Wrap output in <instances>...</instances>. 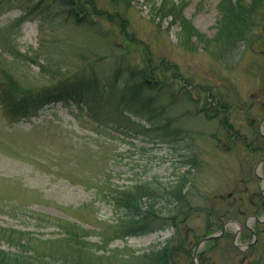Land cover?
<instances>
[{"label": "rangeland", "instance_id": "rangeland-1", "mask_svg": "<svg viewBox=\"0 0 264 264\" xmlns=\"http://www.w3.org/2000/svg\"><path fill=\"white\" fill-rule=\"evenodd\" d=\"M172 1L183 5V15L206 39L216 38L222 0ZM0 3L1 67L23 87L90 81L108 91L114 121L112 126L97 125L75 104L63 102L13 121L0 102V226L49 240L60 236L61 228L54 223L73 222L89 232L87 240L95 243L97 255L114 250L119 255L113 264H129L124 258L136 263L139 255L162 249L176 229L166 225L104 245V230L109 238L115 231L105 221L115 215L103 195L144 182L176 184L190 170L184 192L193 206L205 209L213 196L230 195L218 199L219 207L224 211L234 203L240 213L223 221L229 236L219 238L218 248L209 249L203 263L253 264L264 255V181L259 176H264V164L243 144L245 140L254 146L253 135H264V0L251 18L248 41L228 48L224 43L205 46L193 37L194 50L183 44L179 22L154 15L151 0H94L99 9L124 17L127 34L117 22L93 14L79 24L57 0ZM147 59L152 65L173 64L179 78L172 71L164 73L163 87L138 95L131 70L144 67ZM208 97L210 107L216 100L230 109L238 140L226 136L220 123L223 113L209 118L199 111ZM98 109L100 115L108 110ZM121 115L130 116L131 126ZM173 130L177 137L170 134ZM38 215L51 220H39ZM207 217L203 210L180 223L189 248L205 234ZM257 226L263 233L255 231ZM237 234L238 243L257 246L245 260L251 245L245 251L232 250ZM0 246L8 248L2 237ZM189 262L187 255L178 260Z\"/></svg>", "mask_w": 264, "mask_h": 264}, {"label": "trees", "instance_id": "trees-1", "mask_svg": "<svg viewBox=\"0 0 264 264\" xmlns=\"http://www.w3.org/2000/svg\"><path fill=\"white\" fill-rule=\"evenodd\" d=\"M57 1L66 9L69 18L74 19L79 24L84 22L90 14H93L99 18H107L110 21L117 22L122 32L127 34V21L124 17L120 14L117 15L99 9L94 0H85V2L82 0ZM114 1L130 4L132 0ZM151 1L154 15L160 18L161 21L171 18L172 22H179L183 44L186 48L194 50V44L191 41L193 37H197L199 41H205L208 44L224 43L228 48L235 45L238 40L248 41L247 32L251 27L249 26L251 18L257 9L258 3L263 0H252L249 5L242 3L233 4L231 0H222L220 4L219 33L215 39H206V36L192 25L190 20L183 15V5L180 6L172 0ZM88 4H90V7L87 9L86 5ZM130 40L135 41V38ZM135 42L140 43L138 40ZM207 43L204 45L208 46ZM137 68L131 70V73L136 77L133 89L138 95L146 90H156L163 87L166 82L164 73L172 71L179 78L175 66L166 61H162V65H152L151 61L147 59L144 67ZM190 98L193 99L194 97L190 95ZM208 99L209 97L206 98L203 107L199 111L204 112L209 118L223 113L224 115L220 120L221 127L224 128L229 139L238 140L240 136L230 121V109L218 104L216 100L213 101L215 102L212 105L214 107H210ZM0 102L11 112L13 121H19L29 116L35 117L46 105L63 102L67 106L71 103L75 104L80 110L85 111L88 117L97 125L106 124L112 126L114 122L111 96L105 89L95 88L90 81L70 80L68 82L67 80H60L41 87H23L1 65ZM99 107H106L108 110L103 115H100L99 110L101 109H98ZM121 117L127 126H131L130 116L121 115ZM177 132V130H173L170 134L177 137ZM180 137L185 138L187 136L181 135ZM253 138L254 146L249 143L246 144L245 140H243V144L251 154H259L261 158L264 157V135H253ZM194 162V160L190 161L192 164ZM189 174L190 170L180 175L176 184L163 185L157 181L155 183L144 182L134 187L111 189L104 194L102 200L108 203L115 215L110 222L107 220L105 222L108 223L109 227H114L115 231L112 237L109 238L104 230L102 244L107 245L110 239L137 236L152 230L165 228L166 225L173 226L176 229V235L167 240L162 249L152 250L149 253L139 255L136 263L126 258L124 260L129 264H178L180 257L187 255L190 258L188 264H195L193 261L194 248L201 240L197 242L194 248H189V244L186 246V236L183 235L180 223L184 222L193 213L206 211L208 217L205 234L202 236L203 239L221 230L225 219H235L240 213L239 206L235 209L234 203L230 205L231 209H225L224 211L219 207L218 199H228L230 198L229 195L213 196L210 199L211 206L205 207V209L201 205L193 206L187 193L184 192L189 181ZM260 206L264 210L262 198ZM255 214L257 215L258 213ZM37 217L39 220L48 219L41 215ZM53 225L61 228L60 236L49 240L31 236L30 232L20 229L0 226V237L8 244V248L0 246V264H97L93 259L94 257L99 260L98 264H113V258L115 255H119L114 250H105L97 255V249H94L93 246L95 243L87 240L89 232L76 223L62 221ZM255 231L263 233L258 226L255 227ZM227 236H229L228 233H225L222 237ZM240 238L242 240L245 236L242 235ZM218 240L219 238H215L207 242L205 249L199 250L197 254L198 263L204 264L203 262L206 259L203 256L209 249L212 247L218 248ZM256 248L257 246H250L248 251L244 252L243 259L245 260L248 256H252L253 253L249 254V252H254ZM232 250L239 251L234 245H232ZM105 259L107 262H104ZM253 264H264V255L260 256Z\"/></svg>", "mask_w": 264, "mask_h": 264}, {"label": "water", "instance_id": "water-1", "mask_svg": "<svg viewBox=\"0 0 264 264\" xmlns=\"http://www.w3.org/2000/svg\"><path fill=\"white\" fill-rule=\"evenodd\" d=\"M264 160V158L262 159V161ZM261 172V171H259ZM259 176L262 178V180L264 181V177L259 174ZM263 191H264V187H263ZM263 193V192H262ZM236 223V222H235ZM224 233V231H222L221 233H216V234H212V235H209V236H206L204 237L199 243L198 245L195 247L194 249V255H193V258H194V262L197 263V253L199 251V249L208 241L210 240H213L219 236H221L222 234ZM237 239H238V234L235 236V245L239 246V243L237 242ZM248 246V245H247Z\"/></svg>", "mask_w": 264, "mask_h": 264}, {"label": "flooded vegetation", "instance_id": "flooded-vegetation-1", "mask_svg": "<svg viewBox=\"0 0 264 264\" xmlns=\"http://www.w3.org/2000/svg\"><path fill=\"white\" fill-rule=\"evenodd\" d=\"M261 198L263 199V203H264V197H263V195L261 194ZM240 249H242V247H239ZM238 248V249H239ZM245 251V250H244ZM246 259V258H245Z\"/></svg>", "mask_w": 264, "mask_h": 264}]
</instances>
